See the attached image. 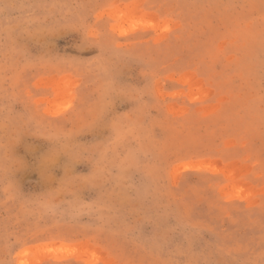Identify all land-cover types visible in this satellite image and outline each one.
Segmentation results:
<instances>
[{
  "label": "rangeland",
  "instance_id": "obj_1",
  "mask_svg": "<svg viewBox=\"0 0 264 264\" xmlns=\"http://www.w3.org/2000/svg\"><path fill=\"white\" fill-rule=\"evenodd\" d=\"M0 264H264V0H0Z\"/></svg>",
  "mask_w": 264,
  "mask_h": 264
}]
</instances>
